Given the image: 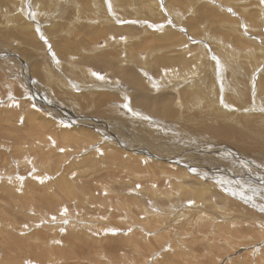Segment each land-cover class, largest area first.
Listing matches in <instances>:
<instances>
[{"label": "rangeland", "instance_id": "1", "mask_svg": "<svg viewBox=\"0 0 264 264\" xmlns=\"http://www.w3.org/2000/svg\"><path fill=\"white\" fill-rule=\"evenodd\" d=\"M263 79L264 0H0V264H264Z\"/></svg>", "mask_w": 264, "mask_h": 264}, {"label": "bare ground", "instance_id": "2", "mask_svg": "<svg viewBox=\"0 0 264 264\" xmlns=\"http://www.w3.org/2000/svg\"><path fill=\"white\" fill-rule=\"evenodd\" d=\"M156 4H157V2H155ZM158 5V4H157ZM156 5V6H157ZM147 8V7H146ZM206 12V11H205ZM208 12V11H207ZM206 12V13H207ZM202 15V14H201ZM71 17V16H70ZM202 18V17H201ZM252 18V17H251ZM203 19V18H202ZM200 21H201V19H200ZM196 22V21H195ZM71 23V22H70ZM198 23V22H197ZM197 23H194V24H197ZM193 24V25H194ZM71 26V25H70ZM160 27V26H159ZM68 28V27H67ZM54 32V31H53ZM67 32V31H66ZM93 34V33H92ZM168 35L171 37L172 35H174V34H169L168 33ZM176 36V35H175ZM166 37V36H165ZM98 38V37H97ZM172 38V37H171ZM135 41V40H134ZM138 41V40H137ZM36 42V41H35ZM38 42V41H37ZM136 42V41H135ZM135 44V43H134ZM256 47V46H255ZM259 47V46H258ZM252 49V48H251ZM178 51V50H177ZM34 52V51H33ZM38 52V51H37ZM36 53V52H35ZM37 54V53H36ZM193 54V53H192ZM167 57V56H166ZM260 57V56H259ZM138 58V57H137ZM159 59V58H158ZM167 59H169V58H167ZM183 59V58H182ZM142 60V59H141ZM174 60V59H173ZM23 61V60H22ZM166 61V60H165ZM167 61H169V60H167ZM179 61V60H178ZM257 61V60H256ZM20 63V62H19ZM135 63V62H134ZM159 63V62H158ZM162 63H163V61H162ZM189 63V62H188ZM263 63V62H262ZM25 64V63H24ZM41 64V63H40ZM142 65V64H141ZM166 65V64H165ZM180 65V64H179ZM263 65V64H262ZM37 66V65H36ZM176 67V66H175ZM40 68V67H39ZM131 68V67H130ZM170 68V67H169ZM122 69V68H121ZM133 69V68H132ZM232 69V68H231ZM259 69V68H258ZM157 70V69H156ZM256 71V70H255ZM124 72V71H123ZM130 72V71H129ZM134 72V71H133ZM210 73H211V71H209ZM128 74V73H127ZM178 74V73H177ZM261 74H263V72L261 73ZM260 74V75H261ZM27 76H29V75H27ZM230 76V75H229ZM262 76V75H261ZM251 77V76H250ZM137 78H138V76L136 75V76H134V75H132V78L131 79H133V80H137ZM259 78H261V77H259ZM263 78V77H262ZM139 79H140V77H139ZM138 79V80H139ZM251 79V78H250ZM187 80V79H186ZM259 80V79H258ZM264 80V79H263ZM228 82V81H227ZM264 82V81H263ZM132 83V82H131ZM130 84V83H129ZM248 84V83H247ZM255 84H258V83H254V85ZM259 84H261V83H259ZM264 84V83H263ZM262 85V84H261ZM249 86V85H248ZM139 88V87H138ZM201 88V87H200ZM237 88V87H236ZM193 89V88H192ZM196 89V88H195ZM264 89V88H263ZM119 90V89H118ZM250 90V89H249ZM104 91V90H103ZM238 91V90H237ZM95 92V91H94ZM199 92V91H198ZM201 92V91H200ZM243 92V91H242ZM248 92V91H247ZM246 92V93H247ZM110 93V92H109ZM111 93H114V92H111ZM115 94V93H114ZM113 94V95H114ZM123 94V93H122ZM238 94V93H237ZM243 94H245V93H243ZM242 94V95H243ZM69 95V94H68ZM261 95V94H260ZM92 96V95H91ZM100 97V96H99ZM175 97V96H174ZM177 97V96H176ZM98 98V97H97ZM116 98V97H115ZM118 98V97H117ZM147 98V97H146ZM150 98V97H149ZM247 98V97H246ZM255 98V97H254ZM239 99V98H238ZM256 99V98H255ZM106 100V99H105ZM113 100V99H112ZM137 101V100H136ZM111 102V101H110ZM123 102V101H122ZM141 103H144V105L145 106H148V105H146V104H148V101L146 100V99H144V102H142V101H140ZM249 102H250V100H249ZM164 102H162V104H163ZM126 104V103H125ZM133 105V104H132ZM153 105V104H152ZM248 105V104H247ZM257 105V104H256ZM165 105H163V108H160V110H158V107H157V113L158 114H162L163 113V111H165ZM253 107V106H252ZM127 108V107H126ZM250 109V108H249ZM254 109V108H253ZM50 110V109H49ZM144 110V109H143ZM167 110V109H166ZM145 111V110H144ZM231 111V110H230ZM166 112V111H165ZM233 112V111H232ZM253 113H254V111H253ZM129 114V113H128ZM252 114V113H251ZM254 114H256V111H255V113ZM257 114H260V113H257ZM126 115V114H125ZM241 117V116H240ZM224 119V118H223ZM228 119V118H227ZM238 119V118H237ZM261 119V118H260ZM30 120V119H29ZM217 120V119H216ZM233 120V119H232ZM32 121V120H31ZM35 121V120H34ZM225 121H227V120H225ZM237 121V120H236ZM239 121V120H238ZM254 121V120H253ZM261 121L262 122H264V120L263 119H261ZM232 122V121H231ZM32 123H33V121H32ZM39 123V122H38ZM85 123H87V121H82V124H85ZM260 123V122H259ZM225 124V123H224ZM228 124V123H227ZM254 124H256V126H255V128L257 127V126H261V127H263L264 128V123L263 124H258L257 123V121H255L254 122ZM221 125H223V124H221ZM92 126V125H91ZM220 126V125H219ZM225 127H226V124L224 125ZM7 127V126H6ZM229 127V126H228ZM62 128V127H61ZM220 128H222V126L220 127ZM227 129V128H226ZM61 130V129H60ZM85 130V129H84ZM83 130V132H85ZM227 130H229V129H227ZM89 131V130H88ZM92 131V130H91ZM88 133V132H87ZM91 133V132H90ZM93 134V133H92ZM261 135H264L263 133H260ZM74 135V134H73ZM152 142V141H151ZM63 144V143H62ZM60 146V145H59ZM30 150V149H29ZM46 150V149H45ZM44 150V151H45ZM142 150H143V148H142ZM175 150V149H174ZM167 152V151H166ZM192 155V154H191ZM158 156H160V155H158ZM163 159V158H162ZM192 160H194V159H192ZM197 160V159H196ZM170 161V160H169ZM188 161V160H187ZM183 163V162H182ZM185 165H186V163H185ZM188 165H190V164H188ZM198 174V173H197ZM196 174V175H197ZM198 176H200L199 174H198ZM192 177V176H191ZM204 194H206V191L204 190ZM197 196V195H196ZM199 197V196H198ZM203 198H205V197H203ZM203 198H201V199H203ZM192 220V219H191ZM263 220V219H262ZM260 221V220H259ZM255 225V224H254ZM263 226V225H262ZM40 235V234H39ZM35 240V239H34ZM37 240H38V237H37ZM37 240H35V243H36V241ZM12 251H14V250H12ZM28 255V254H27ZM27 255H25V256H27ZM38 255V259H36L40 264H42L43 262H45L46 260H47V258H45V256L43 257V253L42 252H40V254H37ZM22 256V255H21ZM21 256H19V257H21ZM29 257V256H28ZM47 257L49 258L50 257V255H47ZM22 258H23V256H22ZM49 260V259H48ZM47 260V261H48ZM47 264V263H46Z\"/></svg>", "mask_w": 264, "mask_h": 264}]
</instances>
